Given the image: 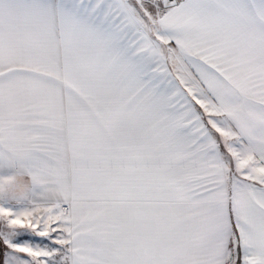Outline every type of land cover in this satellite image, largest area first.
<instances>
[{
	"label": "snow or ice",
	"instance_id": "obj_1",
	"mask_svg": "<svg viewBox=\"0 0 264 264\" xmlns=\"http://www.w3.org/2000/svg\"><path fill=\"white\" fill-rule=\"evenodd\" d=\"M0 264H264V0H0Z\"/></svg>",
	"mask_w": 264,
	"mask_h": 264
}]
</instances>
